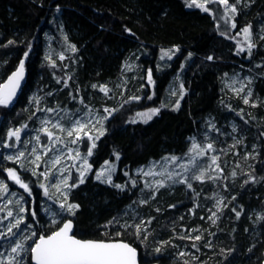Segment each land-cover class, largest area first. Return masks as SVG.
Here are the masks:
<instances>
[{"label": "trees", "instance_id": "trees-1", "mask_svg": "<svg viewBox=\"0 0 264 264\" xmlns=\"http://www.w3.org/2000/svg\"><path fill=\"white\" fill-rule=\"evenodd\" d=\"M229 3L237 8L231 20L218 3L209 4L210 11L204 12L187 7L185 0H0V83L21 59H25L27 71L16 99L8 107L0 106V136L24 120L33 123L28 96L36 89H52L45 102L58 109L73 107L77 93L86 100L108 96L106 103L119 109L104 122V135L96 140L90 155L91 172L69 192V201L79 205L74 216H67L74 221L77 236L126 240L138 248L142 264L262 263L264 215L260 218L257 213L264 212V36L259 30L264 24V0ZM246 25L252 26L255 47L251 54L238 52L233 38L235 30ZM164 46H176L179 51L167 67L157 68L155 61ZM188 53L193 55L186 59ZM131 54L137 58L136 78L132 88L126 84V90L120 92L121 82L126 81L124 63ZM51 61H55L54 67ZM238 62L253 73L243 94H235L225 83ZM178 69L186 91L177 108L176 103L164 100ZM100 85L109 89L107 95ZM133 96L140 99L130 100ZM244 97L249 103H244ZM149 107L160 111L147 122H130L138 110ZM209 117L215 123L210 138L220 149L224 181L213 185L212 180H191L192 189L169 184L153 197V189L140 183L133 170L165 154L184 153L190 135L207 126ZM106 160L116 162L112 184L125 185L126 190L95 178L94 170ZM22 176L37 199L39 186L27 172ZM132 180L137 181L135 187ZM78 181L75 177L72 183ZM217 187L229 191L227 207H222L212 224L209 214ZM141 200L148 202L141 204ZM33 209L28 203L26 219L37 223L43 218L37 214L32 219L37 201ZM233 209L240 212L239 217ZM114 218L116 222L109 224ZM141 221L144 224L137 235L135 225ZM59 224L46 226L43 234ZM125 224L130 227L125 229ZM195 236L201 239L196 241Z\"/></svg>", "mask_w": 264, "mask_h": 264}, {"label": "snow or ice", "instance_id": "snow-or-ice-1", "mask_svg": "<svg viewBox=\"0 0 264 264\" xmlns=\"http://www.w3.org/2000/svg\"><path fill=\"white\" fill-rule=\"evenodd\" d=\"M187 7L195 6L199 9H201L204 12H209L210 9L208 7L209 4L212 3H218L222 6H224V15L231 20L237 13V8L235 5L229 4V0H185ZM59 7H57L56 11L59 12ZM221 19L223 17H220ZM219 26V25H218ZM231 27L235 28L236 24L235 22H232ZM251 25L246 26L242 31L245 34L246 39H249L251 36ZM130 32V30H127ZM225 33H222L224 35ZM67 39V38H65ZM9 44L13 43V41H9ZM255 47L254 44L249 43L248 45V51L249 54H251V49ZM71 50L73 52L76 51V47L73 45L71 46ZM245 49L238 46V52H243ZM179 51L178 48L173 50H162V56L161 59H164L165 57L169 60L172 59V56L175 55V52ZM29 52L24 53V57H28ZM192 53H188V58L192 57ZM61 60L64 59L63 54L59 57ZM46 59L51 60L50 57H46ZM208 60H212V56L207 57ZM52 66H55V61H51ZM131 67V66H127ZM183 67V65H181ZM25 79V59H21L19 62L18 67L10 76H8L7 81L3 84H0V106L8 107L12 104L16 96L18 95L20 89L22 88L23 81ZM148 81L149 83H152V70H148ZM60 81L58 80V83ZM65 84H67V81H64ZM93 88H96L97 85H92ZM100 91L104 92L106 95L109 91V89L105 85L99 86ZM242 90V89H241ZM240 91V90H238ZM50 95V94H49ZM249 95L251 93L249 92ZM130 100H139L140 97L133 96L129 98ZM151 99V97H149ZM40 98L33 96L30 98L29 103H39ZM83 103V101H81ZM127 103V101L125 102ZM244 103H249L248 98L244 97ZM161 107H164V105H161ZM176 107H179V101H177ZM37 111H44L48 113H57L56 109L47 108V109H37ZM104 111L107 113L106 116L100 117L99 119H95L92 117L91 110L89 109V112L85 114V119L82 120L79 117V114L77 113V118L75 119L74 123L72 124L71 128L65 129L63 124H61L60 120L58 119L55 124L52 125L53 128H59L61 131H67V135L69 137L73 136V133L76 134V138L72 139L70 143L76 144L78 143L83 137L87 136L89 140L93 141L91 147L88 148V155H92V151L95 148V140H98L100 136L104 135V121L108 120L110 117L114 115L119 109H108L105 108ZM159 108H152L147 110L143 113H137L136 118H133L130 122L136 123L137 118L143 120L144 122H147V120H151L153 116L157 115L159 113ZM33 116L36 115L35 112L32 113ZM31 119V117H30ZM63 119V118H61ZM71 119V117H69ZM93 119H95V123L100 125L101 130L99 131V135L93 137L88 132H85L84 129L88 126V124H93ZM50 121L45 118L41 120L42 127L37 130L38 132H43L49 142L50 146L43 145L41 143V136L38 134L35 137H33V140L35 141V145L32 147L31 155L35 157L33 163L36 164L37 167H39V162L42 159L41 151L46 156L48 153L57 150V144L64 143L63 139L60 137H56L52 131H49L48 125ZM93 127L95 125L93 124ZM214 129V126H211ZM27 128V124L23 125L22 127H16L11 128L7 131V137L8 140L14 139L17 143L21 142V133L24 129ZM235 131V127L233 129ZM8 140H5L2 144V147L4 148H15V144H10ZM32 141L25 142V147H27V144L31 143ZM239 142V141H238ZM39 149V150H38ZM213 150V144L208 143L206 145L201 146L196 142V138H192V145L188 149V152L185 154L188 159L187 161H184L182 157H177L175 155H170L162 158L161 161H157L151 165V167L148 169V171H144L143 169H140V171L144 176H154V175H160L163 177V179L155 180L153 183H146V188L153 189L152 196L154 197L156 192H158L162 188H166L168 186V182L172 184H184L187 186L188 189H192V183L191 180H197V181H204L207 180H216L220 179L219 176H206V172L208 169H199L198 174L188 176L186 175L189 171L196 169L199 167V160L201 157H205L208 152ZM72 149L68 150V157L72 159L80 158V153L77 151L76 156L72 157ZM25 157V152L20 151L17 149V152L13 155H7L4 158L7 160L15 161L16 163L21 162V158ZM64 157V153L61 150L59 155H56L52 158V160L48 163H50V167L46 168V170L42 173H37L35 170H33V175H43L45 177V180L49 179H56L55 172L53 169L56 168L57 165L61 163L62 158ZM84 170L79 171V181L78 183H73L69 185L68 181L69 179H72L71 173L69 172L68 175L64 176L63 173L67 171L65 168H60L59 172L62 175V178L58 179V182L52 187L56 189L57 192H60L64 196V201L59 203L58 211L51 212L50 208L45 209L46 212H49L51 215V223L57 224V217L63 218V215L65 213L70 215H75V210L79 208L78 204L73 203H67V193L72 189L78 186V184L84 183L86 173L91 170V165L87 164V158L84 157ZM117 159H119V155H117ZM218 156L212 155L210 157L211 163L209 164L208 168H212L213 165L216 166V169L218 171H222V169L219 168V165L217 164ZM106 167L103 168L100 172L97 173L96 179L102 180L103 177L106 176V181L109 184H112V175L111 173L115 171V168L109 164L108 161H105ZM159 165L160 172L157 173L154 171V169ZM169 165H172L173 168L170 169ZM76 165L73 164L71 167H75ZM21 167H23V164H21ZM178 169V170H177ZM8 173V178L12 180L15 184L19 185L21 188L24 189L25 192H27L29 195H31V188L30 185L23 182L21 179V176L16 172L15 169L9 168L6 169ZM125 175H128V173H125ZM235 175V172L232 174ZM249 180H254V177L249 176ZM132 186L135 187L137 184V181L132 180L131 181ZM245 183H248V181H245ZM45 190V195L48 196L49 199H52V196L49 194L48 188L45 186L44 183L40 185ZM113 187L120 189L121 191L126 190L125 185L120 184H112ZM9 192L8 185L0 180V197H3L5 193ZM12 196H15L16 193H11ZM198 195V194H197ZM23 196L20 197V199H17L15 203L17 205H20L23 201ZM235 199V197H233ZM147 200H141V204L147 203ZM12 201L9 200L7 204H4L3 206H0V212H4L5 209H8L6 212V215L0 216V224H3L5 221H8L6 227L3 230H0V246H3L5 243H8L11 245L10 250L6 252L0 251V264H23L25 260L26 254L30 251V257L31 261H34L35 264H137V249L132 247L128 243L124 242H104V241H93V240H81L75 238L74 235H71L70 233L73 231V223L72 220L69 219L66 222L63 223L62 227H59L57 231H53L51 235H39V239L33 241L32 244H27V241L32 240V237L37 235L35 231H32V236H29L27 234L21 235V233H26L27 231L32 230L31 225H25V217L22 215L26 209L23 207L19 208V213H17L14 216L13 211L8 207L9 204H11ZM55 206V201H53V205L50 207ZM224 207H227V205H223ZM174 207V205L172 206ZM221 210V201L217 200L216 202V211L212 212V215L209 217L212 224L216 223L217 220V213ZM235 211V214L237 217L240 216V212ZM32 219L36 220L37 213L33 211L31 213ZM9 218H14V222L10 221ZM115 218L113 221H109V224L115 223ZM148 223H151V221H148ZM144 224V221H141V224L135 225L136 233L139 235L141 229V225ZM25 225L24 228L21 226ZM125 229L130 227V225L125 224L122 225ZM191 238V237H189ZM194 239L196 241H199L201 239L200 236H195ZM34 245V246H33ZM193 247H195V244H193ZM160 248H157L156 251L160 252ZM183 255V253H181Z\"/></svg>", "mask_w": 264, "mask_h": 264}, {"label": "rangeland", "instance_id": "rangeland-1", "mask_svg": "<svg viewBox=\"0 0 264 264\" xmlns=\"http://www.w3.org/2000/svg\"><path fill=\"white\" fill-rule=\"evenodd\" d=\"M238 1H241V0H238ZM201 2H202V0H201ZM229 4H232V3H229ZM246 26H248V25H246ZM245 27H243L239 31L235 30L233 38L235 40L237 47L238 46L242 47L248 51L249 43H252V44H254V43H253L252 32H251L250 38L246 39L245 34L242 31ZM259 30H260V34L264 36V24L260 25ZM173 49H176V46H164V47H161L159 49L158 59L155 61V66L157 68L167 67L170 63V60H171V59L169 60L166 57L164 59H161L162 50H173ZM61 54H63V53H60L58 56L60 57ZM63 56H64V54H63ZM173 57H174V55L172 56V58ZM136 59L137 58L132 57V54H131L125 60L124 64H125V72H126L125 73L126 81L121 82L120 92H123L126 90V84H130V88H132L131 85L133 84V80L136 78V74H137ZM240 65H242L243 67H241ZM127 66H131V67H127ZM252 77H253L252 69L250 67H248L247 65H245L244 63L238 62V65L235 67V70L229 72L226 75L225 83H226V86L229 87L235 94H243L244 92L247 91V88H248V86L252 80ZM117 90L118 89L116 87L113 89L114 92H116ZM238 90H240V91H238ZM185 91H186V88L184 87L183 81H182V70L178 69L172 75V77H171V79H170V81L166 87V98L164 100L165 103H176L177 104V101L180 100L181 96L185 93ZM52 93H53L52 89H48L46 91H41V89H36L33 92H30V94L28 96V103L30 101V98L33 96L40 98L38 104L35 102L29 103V107L32 109L31 114L33 112L36 113L35 116L32 115L33 120H34L33 123L30 124V123H28V121L24 120L22 123H20L18 125L10 126L7 128V131H8L11 128L22 127L23 125L27 124V128L24 129L21 133V142L17 143L14 139L8 140L7 131L4 132V135L0 136V137H2L0 139V167H1L0 180L4 181L9 187V192L5 193L3 197H0V206L7 204L8 201L11 200L12 203L9 204L8 207L13 211L14 216L17 213H19L20 207H23L26 209V211L22 215H24V217H25V225H31L32 230L27 231L26 233H21V235L27 234L29 236H32V231H35L37 233V235L32 237V240L26 242L27 244H32L33 241L38 239L40 234H43L45 232L44 228L46 226L52 225V223H51L52 217L49 214V212L45 211V209L50 208L51 212H56V211H58L59 203L64 201V196L60 192H57L54 187H52V185H54L58 182V179L62 178V175L59 172V169L60 168L67 169V171H65L63 173L64 176L68 175L69 172L71 173V176L73 178L69 179V181H68L69 185H71V184H73L72 180L75 177L79 179V171L84 170V167H85L84 159H83L84 157L87 158V164L91 165L90 156L88 155V148L91 147L93 141L89 140L87 136H83V134H81L83 138L78 143L72 144V143H70V141L72 139L76 138L75 133H73L72 137H69L67 135V131H61L59 128H53L52 125L55 124L56 121L59 119L61 124H63L64 128L68 129V128L72 127V124L74 123L75 119L77 118V113L79 114V117L82 120H84V122H86L85 114L89 112V109L91 110L92 117H94L95 119H99L100 117L107 115V113L104 111L105 108L113 109V107L111 106V103H108V104L106 103V100H109V99H107L108 96L97 97V99H94L93 96H91L88 100H86L80 95V93H77V96L75 97L76 101H75V104H73V107L64 108V109H58L55 107H50L49 105L46 104L45 101H46L47 96L49 94H52ZM109 96L111 97L113 95H109ZM175 96H176V98H175ZM98 99L100 101H98ZM81 101H83V103H81ZM110 101L115 102V99L111 98ZM38 108L39 109H47V108L56 109L57 113L54 114V113H48V112H44V111H37ZM152 108H157V107H149V108H145L143 110H138L134 114V118H136L137 113H143V112H146L147 110L152 109ZM69 117H71V119H69ZM45 118H47L50 121V123L48 125H46V127H48L49 131H52L56 137L62 138L64 143L57 144V150L48 153L46 156L41 151L42 159L39 162V167H37L36 164L33 163L35 157L30 154L32 147L36 146L35 141L33 140V137H35L36 135L39 134L41 136V143L43 145L50 146V142H49L47 136L43 132L37 131L42 127L41 120H43ZM61 118H63V119H61ZM95 119H93V124L95 125V127H93V124H88V126L84 129L85 132H88L93 137L99 135V131L101 130L100 125L95 123ZM137 119H139V118H137ZM207 122H208L207 126H202L200 128V130L195 131L194 133H192L190 135L188 146H187V149L185 150L184 153H182V154L168 153V154H165L159 158L151 159L147 163L139 165L138 167H136L132 172L133 176L136 177L137 180H139L140 183H142L144 186L146 183H153L155 180L163 179V177L160 175L144 176L138 170L143 169L146 172V171H148V169L151 167V165L153 163H155L157 161L162 162L163 157L170 156V155L182 157L184 161H187L188 157L185 154L188 152V149L192 145V138L195 137L196 142L198 144H200L201 146L206 145L208 143L213 144V150L208 152L205 157H201L199 160V167L189 171L186 175H188V176L196 175V174H198L199 169L203 168V169H208V171L206 172V176H213V177L219 176L220 177V179L212 180L213 185L218 184L219 182H222V180L224 181L223 168L221 165V159L219 158L220 149H217L214 146L213 140L210 138L213 136V133L211 132L210 129L212 128L211 126H213L215 123H214V121H212L211 117L208 118ZM231 127H232V133L237 132V128H236L235 124L232 123ZM234 127H235V131L233 130ZM103 130H104V128H103ZM5 140H8V142L10 144H15V148H4V147H2V144ZM28 141H32V142L27 144V147H25V142H28ZM95 143H96V140H95ZM83 145H84V147H83ZM17 149L25 152V157L21 158L20 163H16L15 161L7 160L4 158L7 155L15 154L17 152ZM69 149L73 150L72 154H71L72 157H75L76 152L78 151L80 153V158L72 159V158L68 157V150ZM61 150L64 153V157L62 158L61 163L59 165H57L55 169H53V171L55 172V175H56V179H49L46 181L45 177L43 175H33V170H35L37 173H42L46 170V168L50 167V163H48V162H50L54 156L59 155ZM212 155L218 156L217 164L219 165V168L222 169V171H218L216 169L215 165H213L212 168H208L209 164L211 163L210 157ZM223 158H225V156ZM106 161H108L109 164L112 165L116 170V162L115 161H111V160H106ZM21 164H23V167H21ZM73 164H75L76 166L71 167ZM105 167H106V165H105V161H104L102 164H100L94 170L95 178H96L97 173L100 172ZM9 168L15 169L16 172L21 176V179L23 180V182H25V183H27V182H26L25 178H23V176H22V172H24V171L27 172V174L30 178H33L35 180V183L39 186V188L41 190V193L38 195L37 199H36V195L33 192H31V195H29L27 192L24 191L23 188H21L19 185L15 184L12 180H10L8 178V173H7L6 169H9ZM169 168L172 169L173 166L169 165ZM91 170L86 173V176L89 175ZM154 171L157 173L160 172L159 165H157V167L154 169ZM114 172L115 171H113L111 173L112 178H113ZM102 180L106 181V176L103 177ZM42 183H44L45 186L48 188L49 194L52 196V199H49L48 196L45 195L44 188H42L40 186ZM169 184H172V183L168 182V185ZM69 192L67 193V197H68L67 203H71L69 201ZM228 192L229 191L225 190L224 187H222L221 189H220V187H217L215 189V192L213 194L214 200H213L212 209L210 211L209 216L212 215V212L216 211L217 200L221 201V209H222L223 205L225 204V196L227 195ZM11 193H16V195L12 196ZM21 196H23L24 199L20 205H17L15 203V201L17 199H20ZM36 201H37V207H38V210L36 211V213L42 214V216H43V218L41 220H38L37 223L35 221L33 222L31 220L26 219L28 203H29L30 209L32 210L33 207L35 209V202ZM53 201H55V206L50 207L53 205ZM7 210L8 209H5L4 212H0V216L6 215ZM263 215H264L263 211H259L257 213V216H259L260 218H262ZM67 216H70V215L65 213L63 215L62 219L60 217H57V221H59L60 224H62V222L66 218H68ZM217 217H218V213H217ZM9 220L14 222V218H9ZM7 223H8V221H5L3 224H0V230H3L6 227ZM25 225H22L21 227L24 228ZM53 225H56V224H53ZM59 225L57 227H59ZM10 247H11L10 244L5 243L3 246H0V251L6 252V251L10 250ZM181 249H184V247H182ZM181 253H182V251L180 250L179 254H181ZM27 258H29V261H30V251L28 254H26L23 264H31V261L28 262Z\"/></svg>", "mask_w": 264, "mask_h": 264}, {"label": "water", "instance_id": "water-1", "mask_svg": "<svg viewBox=\"0 0 264 264\" xmlns=\"http://www.w3.org/2000/svg\"><path fill=\"white\" fill-rule=\"evenodd\" d=\"M19 65V64H18ZM18 67V66H17ZM16 67V68H17ZM16 68L14 69V70H12L7 76H6V78L0 83V84H3V83H5L6 81H7V78H8V76H10L11 74H12V72H14L15 70H16ZM26 78H27V71H26V69H25V79H24V81H23V85H22V87L24 86V83H25V81H26ZM22 89V88H21ZM21 89H20V91H21ZM20 91H19V93H20ZM18 93V94H19ZM18 96V95H17ZM16 96V97H17ZM16 99V98H15ZM14 99V100H15ZM69 219H71L72 220V218H70V217H68V218H66L63 222H62V224H60L59 225V227H62L63 226V223L64 222H66L67 220H69ZM72 223H73V231L70 233L71 235H74L75 236V238H77V239H81V240H93V241H104V242H117V241H120V242H124V243H128V244H130L132 247H134V248H136L133 244H131V243H129L128 241H126V240H123V239H96V238H82V237H79V236H77L76 234H74V221L72 220ZM59 227H57L55 230H53V231H57L58 230V228ZM53 231H51L50 233H48V234H44V235H51V233L53 232ZM41 235V234H40ZM38 239H39V237H38ZM37 239V240H38ZM137 249V264H142L141 262H140V259H139V250H138V248H136ZM30 261H31V257H30ZM31 264H35V262L34 261H31ZM145 264H164V263H161V262H159V261H151V262H149V263H145ZM261 264H264V258H263V261H262V263Z\"/></svg>", "mask_w": 264, "mask_h": 264}]
</instances>
